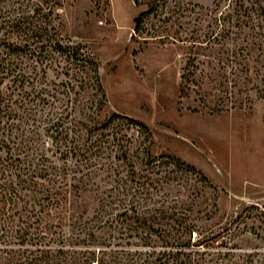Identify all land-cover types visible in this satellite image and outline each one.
<instances>
[{"label": "rangeland", "instance_id": "1", "mask_svg": "<svg viewBox=\"0 0 264 264\" xmlns=\"http://www.w3.org/2000/svg\"><path fill=\"white\" fill-rule=\"evenodd\" d=\"M157 5L138 34L132 0H0V55L40 48L0 69L12 141L73 188L84 260L264 264V0Z\"/></svg>", "mask_w": 264, "mask_h": 264}, {"label": "trees", "instance_id": "2", "mask_svg": "<svg viewBox=\"0 0 264 264\" xmlns=\"http://www.w3.org/2000/svg\"><path fill=\"white\" fill-rule=\"evenodd\" d=\"M132 1L143 9L134 20V31L141 34L145 19L158 11V0ZM2 48L0 69L6 71L12 66L13 55L25 54L27 50L37 54L40 50H31L28 43L6 44ZM54 51L77 54L76 48L65 47L60 41L55 43ZM8 114L9 110L0 104V264H103L94 254L84 260L85 255L73 249L75 241L80 243L82 238L63 237L57 232L58 227L62 230L76 218L73 188L68 183L62 187L52 184L49 180L52 172L49 174V168L41 163L44 155L40 147H34L35 141H12L5 121ZM189 246H169L170 249L162 253V258L169 260L162 264H191L190 259L184 257Z\"/></svg>", "mask_w": 264, "mask_h": 264}]
</instances>
